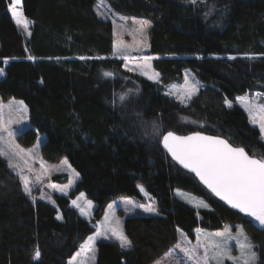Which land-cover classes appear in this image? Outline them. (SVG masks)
<instances>
[{
    "label": "trees",
    "instance_id": "trees-1",
    "mask_svg": "<svg viewBox=\"0 0 264 264\" xmlns=\"http://www.w3.org/2000/svg\"><path fill=\"white\" fill-rule=\"evenodd\" d=\"M95 1L21 0L31 22L24 40L10 16V0H0V66L14 59L5 66L0 96L23 100L33 127L18 140L31 144L37 132L45 134L43 157L49 162L66 157L80 175L69 197L55 196L58 219L55 207L27 198L0 154V264H68L93 231L69 198L84 192L102 208L113 198L140 197L138 184L156 199L159 213L124 220L128 248L97 240L94 264H152L176 243L178 230L191 238L197 228L234 222L254 241L257 264H264V226L218 201L171 160L150 130L158 122L160 135L187 134L175 120L185 116L204 133L264 157V142L246 113L225 103L264 92V0H107L119 14L149 20V53L156 56L152 66L161 83L181 77L184 69L200 81L185 106L158 84L124 70L122 60L106 58L113 52L112 26L96 14ZM131 87L137 92L121 100ZM175 190L203 199L209 208H191Z\"/></svg>",
    "mask_w": 264,
    "mask_h": 264
},
{
    "label": "rangeland",
    "instance_id": "rangeland-1",
    "mask_svg": "<svg viewBox=\"0 0 264 264\" xmlns=\"http://www.w3.org/2000/svg\"><path fill=\"white\" fill-rule=\"evenodd\" d=\"M93 9L100 18L108 20L112 26L113 52L109 56H106V58L122 60V68L124 70L136 73L158 84L164 95L180 105L185 106L193 99L202 84L190 70L184 69L181 77L171 80L166 84L161 83L160 75L157 78L156 74L159 73L152 66V60L156 56L149 53L148 30L150 22L148 19L119 14L114 11L107 0H96L93 4ZM17 11L21 13V24L19 26L13 19L10 11L9 13L13 24L20 31L24 40H26L29 37L28 33L30 32L31 22L24 16L21 5L17 6ZM25 23L28 25L27 31L24 29ZM125 56L128 59H124ZM145 57H151V59L146 60ZM5 59L7 63L4 62ZM5 59L3 60V65L0 66L4 70V75L0 76V81L5 77V66L14 60L13 58ZM128 69L132 70L129 71ZM142 73H146V75ZM149 76H152L153 79H149ZM186 76L189 84H195L198 88V91L190 99L182 97ZM136 92L137 88L131 87L121 93V96L125 97ZM241 97L244 100L239 99ZM21 101L23 102V100L15 97L3 99L0 96V154L19 178L27 198L31 201L40 200L52 205L57 209L56 218L59 217L58 219H61V213L56 204L55 196L64 195L69 197L70 193L75 190L80 180V175H77L78 171L68 162L66 157H62L56 162H49L43 157L41 147L46 139L45 134L37 132L35 140L31 144L25 145L19 142L18 136L23 134L24 131L33 128L29 120L27 105L24 102L21 105ZM227 101L231 103V106L237 105L243 109L250 124L260 133L259 124H253L252 119L253 117H256L257 120L259 119V108L260 106H264V92H246L236 97L233 101ZM249 105L253 109L251 116L248 111ZM176 119H178L180 124L188 128L187 134L197 131L203 132L199 128L201 125L195 119L185 116H176ZM152 129L154 134L157 132L160 134L161 132V126L158 122L151 123L150 130ZM157 136L161 142L162 135ZM261 140L264 142V139ZM22 176L28 181V187L31 189L30 194L25 191V182L21 179ZM56 176L61 177L63 181L55 180ZM53 185L56 187L54 188ZM138 186L142 185H137L140 197L120 196L113 198L107 201L102 208L99 207L97 202L90 200L84 192H78L69 198L70 206L91 223L93 231L80 243L78 249L68 260V264H94L96 260L95 243L97 240H112L120 245L118 235H114L111 229H115L117 234H122L126 237L123 230L126 218L134 215L146 216L159 213L156 199L144 188V191H141ZM174 194L178 199L197 211L209 208V206L207 208L198 206L201 203L206 205L207 203L188 192L175 190ZM73 201H76L79 207L75 206ZM89 201H91V205H89ZM109 205H112V207L110 208ZM141 205H152L156 208V212H145ZM81 209L84 210L85 215L81 214ZM249 220L252 224L263 227L253 218ZM226 228H229L230 232L226 233L225 237L216 236L218 232H225ZM241 229L247 240L255 245L239 222L226 223L214 230L197 228L193 231L191 238L182 230H178L176 243L152 264H217V260L213 258L216 256L219 257L220 264H243L244 258L241 255L242 250L239 247V242H243V237L240 236L239 232ZM89 237H94L91 243L88 242ZM213 241L215 244H219L220 247L217 248ZM206 250L207 261L204 260ZM251 251L255 252L257 256L256 245ZM222 252H227L235 259H228L227 256L221 255Z\"/></svg>",
    "mask_w": 264,
    "mask_h": 264
},
{
    "label": "snow or ice",
    "instance_id": "snow-or-ice-1",
    "mask_svg": "<svg viewBox=\"0 0 264 264\" xmlns=\"http://www.w3.org/2000/svg\"><path fill=\"white\" fill-rule=\"evenodd\" d=\"M195 3V0H193ZM21 5V0H10L8 10L11 12L13 19L19 26L21 24L20 15L17 11V6ZM27 23L24 24V29L27 31ZM31 35V33H28ZM29 60L34 57L29 56ZM124 59H128L127 56ZM146 60L151 57H145ZM7 63V60L4 61ZM131 71L132 69H128ZM145 74L146 73H142ZM4 75V70L0 68V76ZM113 74L110 72L104 73V76L110 77ZM159 74H156L158 78ZM153 79L152 76L148 77ZM198 91L195 84H189L187 76L185 77V84L182 92V97L191 98V96ZM180 98V97H178ZM124 97H121L123 100ZM244 100L243 97L239 98ZM21 105L23 102H20ZM229 107L231 103L225 101ZM249 114L251 116L253 109L249 105ZM259 119L253 117V124H259L261 139H264V106L259 108ZM156 135H160L159 132ZM161 143L163 147L171 154L172 158L181 164L185 169L195 173L200 181L217 197L225 201L232 208L238 209L240 212L252 217L261 226H264V157L256 158L254 155H249L243 147H234L226 139L218 136H206L200 132H194L188 136H179L173 131H167L162 135ZM11 166V165H10ZM77 175H79L77 173ZM25 182V191L29 194L31 189L28 187V181L22 176ZM55 188L56 186L53 185ZM141 191H144L142 186ZM62 191V190H61ZM66 194V193H65ZM83 195V194H81ZM43 198V197H42ZM76 204V201H73ZM91 205V201H89ZM198 206L207 208L208 205L201 203ZM111 208L112 205H109ZM145 212L155 213L156 208L152 205H141ZM81 214L85 215L83 209ZM59 218V217H58ZM114 235H118L120 246L122 248L130 247V241L122 234H117L115 229H111ZM230 232L226 228L225 232H218L216 236L225 237L226 233ZM240 236L243 237V242H239V247L242 250L241 255L244 258L243 264H257L258 257L251 249L255 245L251 244L247 237L244 236L243 230H239ZM230 238V237H228ZM94 237H89L88 242L91 243ZM215 244V242L213 241ZM217 248L219 244H215ZM247 250V251H245ZM221 255L227 256L228 259H235L227 252H222ZM40 252L37 249L35 257L38 258ZM220 264L218 256L213 257ZM207 250L205 252L204 260L207 261Z\"/></svg>",
    "mask_w": 264,
    "mask_h": 264
},
{
    "label": "water",
    "instance_id": "water-1",
    "mask_svg": "<svg viewBox=\"0 0 264 264\" xmlns=\"http://www.w3.org/2000/svg\"><path fill=\"white\" fill-rule=\"evenodd\" d=\"M197 132H199V131H197ZM192 133H194V132H192ZM192 133H188V134H177V135H179V136H188V135H191ZM200 133H202L203 135H206V136H218V135H211V134H206V133H204V132H200ZM166 134V133H165ZM218 137H220V138H222V139H225V138H223V137H221V136H218ZM231 144V143H230ZM232 145V144H231ZM232 146H234V145H232ZM161 147L163 148V150L166 152V154L171 158V160L179 167V168H181L182 170H184L185 172H187V173H189V174H191V175H193V177L196 179V181L203 187V188H205L207 191H209L210 193H212L201 181H200V179L195 175V173H193V172H191V171H189L188 169H185L181 164H179L176 160H174L173 158H172V156H171V154L170 153H168L167 152V150L163 147V144L161 143ZM234 147H240V146H234ZM246 151V150H245ZM247 152V151H246ZM257 158V157H256ZM213 194V193H212ZM214 195V194H213ZM214 197L218 200V201H220L223 205H225L227 208H229L230 210H232V211H234V212H236V213H238L239 215H241L242 217H244V218H247V219H250V218H252V217H250V216H248V215H246L245 213H242V212H240L238 209H234V208H232L229 204H227L225 201H223V200H221L219 197H217V196H215L214 195Z\"/></svg>",
    "mask_w": 264,
    "mask_h": 264
},
{
    "label": "bare ground",
    "instance_id": "bare-ground-1",
    "mask_svg": "<svg viewBox=\"0 0 264 264\" xmlns=\"http://www.w3.org/2000/svg\"><path fill=\"white\" fill-rule=\"evenodd\" d=\"M251 219V218H250Z\"/></svg>",
    "mask_w": 264,
    "mask_h": 264
}]
</instances>
